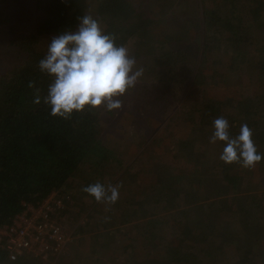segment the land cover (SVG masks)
<instances>
[{
  "label": "trees",
  "instance_id": "1",
  "mask_svg": "<svg viewBox=\"0 0 264 264\" xmlns=\"http://www.w3.org/2000/svg\"><path fill=\"white\" fill-rule=\"evenodd\" d=\"M175 1L34 0L37 22L33 30L11 41L20 61L0 73V226L10 223L24 202L36 203L53 191L63 202L54 217L61 219L70 209L67 222L79 224L72 225L74 238L66 251L51 253L49 261L31 255L13 262L0 249V264H264V223L258 217L264 212V159L253 168L225 163L219 158L220 142L206 152L189 146L173 130L169 145L176 153L154 155L147 177L134 186H119L112 217L103 207L90 208L93 201L83 205L67 192L96 182L105 185L99 179L105 175V166L119 161L114 155L118 144L106 139L97 108L85 107L64 119L50 115V106L43 101L50 78L39 72L37 62L52 36L74 30L77 17L90 10L118 44L127 47L132 42L129 54L142 69L135 86L120 97L122 101L128 95L138 96L145 100L144 107L151 105L161 115L165 108L149 102L158 101L162 94L163 107L170 105L173 98L165 97L167 87L185 88L176 94L182 102L183 97L178 96L199 85L200 97L191 94L186 106H192L189 110L184 106L176 114L184 112L187 123L206 126L201 131L204 143L209 142L217 117L228 120L233 136L246 123L257 151L264 153V70L257 67L246 78L254 86L249 93L239 88L221 94L213 82L200 79L213 66L218 51L264 52V0H179V10L172 9ZM1 4L0 24H6L10 13ZM174 15L179 18L171 22L177 26L191 21L181 30L186 36L173 39L172 23L155 39L158 33L153 24L162 18L168 23L166 19ZM192 25L196 29L193 35L188 32ZM194 35L200 40H192ZM184 36L190 46L168 45L170 41L186 43ZM210 74L213 77L215 70ZM255 79L258 81H252ZM212 89L218 92L210 95ZM36 95L41 98L39 103L33 102ZM107 113L113 115L114 111ZM174 124L172 120L166 131ZM180 157L197 158L190 168H182L177 163ZM199 173L209 177L196 182L193 175ZM250 183L257 191L252 195L248 194ZM214 188L220 189L218 194H211ZM250 201L257 202V207L248 209ZM240 204L243 208L239 210ZM243 235L251 243L240 252Z\"/></svg>",
  "mask_w": 264,
  "mask_h": 264
},
{
  "label": "rangeland",
  "instance_id": "2",
  "mask_svg": "<svg viewBox=\"0 0 264 264\" xmlns=\"http://www.w3.org/2000/svg\"><path fill=\"white\" fill-rule=\"evenodd\" d=\"M167 2H169V0H167ZM178 2L179 0L177 2H174V7L172 9L179 10ZM1 3L2 0H0V4ZM1 5L7 7L8 12L10 13L11 20L9 21V23L0 24V73L4 72L8 68L15 66L20 61V57L17 55L16 51L17 47L11 43L12 39H16L17 36L32 31L35 23L37 22V14L33 10L34 0H8ZM88 14H91L95 18H97L96 12H94L93 10H90ZM160 17L161 16H158L157 18L159 19ZM174 18L178 20L179 16H169L166 19L168 23H164V19L162 18V20H160L157 24H153L156 25L153 27V31L158 33V36H156L155 39H160L161 32L163 30H166L170 25H172V23L175 25V29H173V27H170L169 29L173 31V39L178 35H185L181 30L190 25L191 21H186V25L177 26L174 22H171V20ZM194 29L195 26L192 25L191 27H189L188 32L193 35L192 30ZM165 33L166 32H164V34ZM167 34L168 36H170L169 32H167ZM185 36L183 37V39L186 43L182 41L179 43H177L176 41H170L168 42V45L174 46L173 43H175L178 45V47L184 45L190 46L188 45V39ZM192 40L199 41L200 38L198 35H194ZM127 47L131 51L133 47L132 42L128 44ZM216 56L218 57L215 59L213 66H210V69L206 70V72L203 73V76L201 75L200 79L203 80L204 83L213 82L211 84H214V88L221 90V94H232V91L230 90H239V88H242V91H244L245 93L251 92L254 86L251 83H247L246 78L249 77L252 74V71H255L257 67H261L262 70H264V52L246 51L240 54V52L237 50H235L234 52L228 51L227 53L218 51L216 52ZM211 70H215V75L213 77L210 74ZM260 70L258 71L261 72L262 70ZM252 81L258 80L255 79ZM198 86L199 85H195L192 90L186 91L184 94L179 95L178 98L183 97L180 99H183L182 102L178 101L176 94L179 92L181 94V91H183L185 88L181 89L177 86H175L174 88L167 87L165 89V97L173 98V102L170 105L163 107L164 101L161 100V98H163L162 94L158 95V101L151 100L149 102V104L154 103V105L156 103H160L162 105V110L163 108H165L163 114L161 115H159L160 112L155 110V107L151 105L144 107L146 104L145 100L135 95H132L131 97L130 95H128L127 101L121 100V107L118 110H114L113 115L108 114L103 105L96 107L101 116L100 122L102 124L104 131L103 133H105L106 139L110 140L112 145L115 143V141L118 144L116 146V149L114 150V155L116 156V158H118L119 161L114 160V163H110L108 166H105V175L103 176V178H99L102 182H104L105 186H121V188L126 187V185L134 186L136 183L138 184L145 177H147L145 174H149L152 172V164L154 160L152 157L154 155L165 153L166 156L171 157L172 152L176 153V150L172 149L169 145V143L171 142L169 136L173 130L176 132L179 138L185 140L187 139L189 146H199L200 149L203 148V150L206 152L208 151L206 150V148L208 147L212 151V143L205 142V144L202 141L201 133L203 132L201 131L205 130L206 126H202L200 124L198 125L197 123H194V121L187 123L184 119V112L176 114L179 109L186 106V103L191 97H200L197 92H202L198 90ZM210 91V95H215L216 92H218L214 89ZM147 96H150V92L147 94ZM191 106L192 104H190V106L188 107L186 106L184 109L189 110ZM160 118L164 120H161ZM172 120L175 121L174 126L170 131H166V127L171 124ZM172 134L174 135V132ZM196 158L197 157H180L177 163L182 168H190L189 164H193ZM197 161L199 162V158ZM116 162H120L121 166L117 165ZM208 177V175L199 173L193 175V180L197 182L198 180L203 179L204 181V179ZM253 186L254 185L252 183L249 184V187L251 188V193L248 192L249 195L257 192L255 190L256 187L253 189ZM219 190L220 189L215 191L214 188V192H212L211 194H218L216 192H219ZM67 192L68 194L75 195L77 201L83 205H85L86 201L88 200L93 201V205H91L90 208L95 207L97 210H99L101 207H103L105 214L108 217H112L115 207L114 205L117 201L111 204L103 201L97 202L90 194L84 192L83 188L81 187H76ZM212 198L216 199L215 197ZM257 204V202L254 203V201H250L247 208L253 209L257 207ZM242 206L243 204H240L238 209H242ZM79 209L80 207L76 206V211H78ZM68 212L65 213L66 219L68 218ZM82 215H85V213H82ZM258 217L264 223L263 211L258 213ZM69 221L70 222L66 221L67 224L65 225V228L69 227L70 230L74 229L72 228V225L76 227L79 224L78 222H72V220ZM84 237L88 239L90 237V234L86 233L84 234ZM246 237L247 236L243 235V238L245 239H243V241L240 243V249L238 250L240 252H243V250H246L248 246H250L251 239H246ZM86 243H88V245L92 247L90 240H87ZM96 258L99 259L97 255ZM126 259L128 261L129 257H127Z\"/></svg>",
  "mask_w": 264,
  "mask_h": 264
},
{
  "label": "clouds",
  "instance_id": "3",
  "mask_svg": "<svg viewBox=\"0 0 264 264\" xmlns=\"http://www.w3.org/2000/svg\"><path fill=\"white\" fill-rule=\"evenodd\" d=\"M77 21L74 30L65 29L50 38L45 54L37 62L39 72L50 78L43 101L50 106V115L64 119L85 107L103 105L108 112L118 110L120 97L132 89L142 75V69L136 67V59L129 54L128 47L118 44L115 35L105 31L97 18L84 14L77 17ZM32 84L30 81L29 87ZM40 99L36 95L33 102L39 103ZM229 127L223 116L213 120L209 142L222 144L220 160L245 168L255 167L264 159V153L257 151L252 129L246 123L241 124L239 133L233 136ZM83 191L97 202L111 204L119 198L118 187H106L100 182L85 186ZM66 221L64 211L61 217L64 228Z\"/></svg>",
  "mask_w": 264,
  "mask_h": 264
},
{
  "label": "built area",
  "instance_id": "4",
  "mask_svg": "<svg viewBox=\"0 0 264 264\" xmlns=\"http://www.w3.org/2000/svg\"><path fill=\"white\" fill-rule=\"evenodd\" d=\"M10 223L0 226V249L6 250L10 260L26 256L47 258L51 253L66 251L73 240L72 231L54 217L63 206L58 192H51L36 203L24 202Z\"/></svg>",
  "mask_w": 264,
  "mask_h": 264
}]
</instances>
